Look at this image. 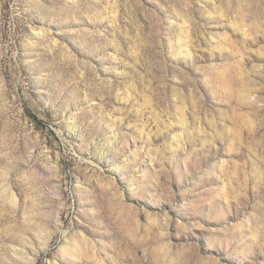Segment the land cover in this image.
<instances>
[{
    "label": "rangeland",
    "instance_id": "obj_1",
    "mask_svg": "<svg viewBox=\"0 0 264 264\" xmlns=\"http://www.w3.org/2000/svg\"><path fill=\"white\" fill-rule=\"evenodd\" d=\"M0 264H264V0H0Z\"/></svg>",
    "mask_w": 264,
    "mask_h": 264
},
{
    "label": "trees",
    "instance_id": "obj_2",
    "mask_svg": "<svg viewBox=\"0 0 264 264\" xmlns=\"http://www.w3.org/2000/svg\"><path fill=\"white\" fill-rule=\"evenodd\" d=\"M28 114L39 124L43 125L45 123H43V121L39 120L29 109H27Z\"/></svg>",
    "mask_w": 264,
    "mask_h": 264
}]
</instances>
